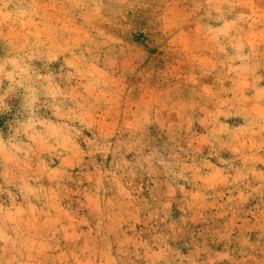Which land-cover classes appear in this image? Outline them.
<instances>
[{"label":"clouds","instance_id":"1","mask_svg":"<svg viewBox=\"0 0 264 264\" xmlns=\"http://www.w3.org/2000/svg\"><path fill=\"white\" fill-rule=\"evenodd\" d=\"M0 264H264V0H0Z\"/></svg>","mask_w":264,"mask_h":264}]
</instances>
